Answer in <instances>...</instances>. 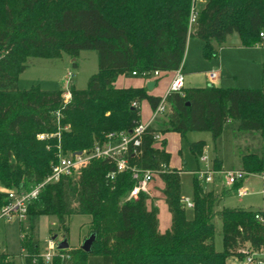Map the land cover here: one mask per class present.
<instances>
[{"label":"trees","instance_id":"1","mask_svg":"<svg viewBox=\"0 0 264 264\" xmlns=\"http://www.w3.org/2000/svg\"><path fill=\"white\" fill-rule=\"evenodd\" d=\"M196 15L195 29L190 26ZM264 0H0V205L10 189H31L51 172L58 144L63 152L90 149L110 132H131L141 121V102L155 110L161 97L147 88H118L120 75L154 71H177L185 59L189 38L199 41L207 60L218 57L228 38L238 36L244 47L262 42ZM93 50L98 72L84 90L71 87L73 98L63 106V88L45 90L35 84L21 89L19 76L29 58H77ZM76 64V63H75ZM262 71L264 72V66ZM264 80V76H263ZM166 97L170 110L157 117L144 135L141 155L131 163L158 171L163 195L172 215L165 233L159 229V209L141 192L126 197L135 186L130 172H120L114 181L106 176L116 168L107 160H92L77 175L48 184L30 206L28 218L34 229L42 216H54L69 239L68 220L75 214L91 216L90 231L96 240L90 253L82 247L60 249L45 263L38 256L39 243H21L30 255L25 264H228L242 257L239 250L251 244L264 245V224L259 210L215 208L221 195L206 191L195 177L193 216L183 202L181 171H163L170 153L155 147L156 133L203 131L216 141L227 121L238 120L239 131L260 134L264 141V84L262 88H183ZM136 101L139 106H133ZM61 112L60 139L38 140L40 133L59 131L56 113ZM65 127H68L65 130ZM204 141L190 144L195 156L204 152ZM248 173L264 172V149L240 157ZM220 169V165L213 162ZM264 180V179H263ZM236 183L234 188H239ZM264 195V184H263ZM219 213L223 228V251L216 250L214 217ZM0 264H15L1 253Z\"/></svg>","mask_w":264,"mask_h":264},{"label":"rangeland","instance_id":"2","mask_svg":"<svg viewBox=\"0 0 264 264\" xmlns=\"http://www.w3.org/2000/svg\"><path fill=\"white\" fill-rule=\"evenodd\" d=\"M195 23L192 29H195ZM188 45L183 62V73L185 74V86L187 88L203 87L196 85H204V71L212 70L219 63L216 59L207 60L202 55V48L195 38L188 39ZM239 42L236 34L228 38L229 57L226 60L224 74L227 81L223 82L225 87L238 88H262L264 84L262 71L264 66V46H255V48H236ZM220 56L222 50H220ZM222 58V56H221ZM76 60L77 64H75ZM222 63V62H221ZM223 64V63H222ZM99 60L97 53L93 50L81 51L77 58L63 54L61 58L45 59V58H29L27 60V68L19 76V86L21 89L28 88L35 84H40L45 90L61 89L65 87L66 75L71 72L72 80L70 87L74 86L79 90H84L88 86V82L92 75L98 72ZM131 77V75H125ZM145 103V102H144ZM143 114L145 109L143 108ZM238 120L227 121L224 125L222 136L216 141L213 140L212 134L203 131L188 132L179 140V149L177 157L184 166L185 172L181 175L182 196L183 198L193 199L194 178L190 173L197 170V160L190 151L189 147L192 142L203 139L207 142L209 148V166L215 154H219L224 161L225 171L233 170L236 165V159L240 158L247 151H256L259 148L264 149V141L260 134L245 133L239 131ZM199 161V159H198ZM199 166L205 168L204 163L199 161ZM241 169V168H240ZM243 170V169H242ZM263 175L264 172L251 173L244 178L243 188L249 193L244 197L238 196L237 188L224 190L222 177L215 175L214 183L216 190H222L221 200L216 206V212L223 208H251L259 210L264 205L263 195ZM213 184V183H212ZM205 189V186H202ZM189 217L193 216L192 209L187 208ZM162 223H165V214L162 213ZM91 216L75 214L68 220L69 228V249L80 248L83 241L89 238ZM27 221L25 226L26 233L31 234L34 241L41 244V252L46 249V241L56 236V242L64 239L66 233L60 229L59 222L54 216H42L36 223L34 229ZM214 225L216 228L214 243L216 250L223 251V228L222 220L219 213L214 217ZM29 226V227H28ZM19 223L12 221L11 223L0 220V253H5L10 260L14 259L15 264H23L25 257L21 249V234ZM30 237V236H29Z\"/></svg>","mask_w":264,"mask_h":264},{"label":"built area","instance_id":"3","mask_svg":"<svg viewBox=\"0 0 264 264\" xmlns=\"http://www.w3.org/2000/svg\"><path fill=\"white\" fill-rule=\"evenodd\" d=\"M196 22V15L192 16L190 21V26ZM260 37L262 39L261 43L257 45H264V32H261ZM174 76L169 85L168 93L163 96L161 102L158 104V107L154 110L151 122L145 124L141 122L133 128L131 132L127 131H118L110 132L105 135V140L102 142H96L94 146L90 149L77 151V152H63L58 144V152L56 153L57 159L51 166V172L41 181V183L36 184L31 189H10L7 191L6 202L3 205H0V220L11 223L12 221H17L20 227L21 242H27L28 239H32L31 234L26 233L25 224L27 221H30L28 218V211L31 205H33L41 196L43 189L48 184L57 183L64 177L77 176L83 168L92 160H107L110 163L114 164L116 168L114 171H111L107 174L106 178L109 181H114L117 175L120 172H130L132 173V178L135 180V186L129 192L126 199L135 200L138 198L141 192L148 194V186L150 182L158 176V171L150 168L144 169L136 164H132L130 156L141 155L140 147L143 143V138L149 125L157 117L163 116L164 113L170 110V105L167 104L166 97L170 93H179L183 92L185 74L183 73V67L181 66L177 71H174ZM132 75L145 79L146 81H155L159 79L163 74L159 71H154L153 73L142 72L138 73L137 71H132ZM66 84L63 88V106L70 104L73 98V92H71V87L69 85L72 80V73L69 72L66 75ZM208 80L211 84H216L221 80V73L218 70H211L208 74ZM133 106H139L136 101L132 103ZM57 123L59 131L54 134L49 133H40L37 135L38 140H48L49 138L60 139V130L61 123L60 119L62 118L61 112L56 113ZM68 127H65L67 130ZM155 136V145L161 147V142L164 140V137L161 133L154 134ZM199 161L204 163L205 168H199L194 172L195 177L198 179L201 184H209L214 182L215 175H220L224 184L228 186H233L236 183L244 182V178L251 173H248L245 170L233 169V170H218L213 164L209 166V156L206 152H203L199 156ZM161 167L163 171L170 169L167 164H162ZM264 179V175H263ZM248 194L246 189H238V195L244 196ZM183 202L186 208L193 209L194 202L188 198H184ZM256 219L264 224V216L260 213L256 215ZM31 226V225H30ZM29 227V226H28ZM30 236V237H29ZM34 240V239H33ZM24 257L30 255L29 251L21 246ZM239 253L242 257L233 256L229 259V264H264V245L261 248H254L251 244L246 243L240 250ZM38 256L45 263H51L53 258L60 256L61 258L65 257V254L60 251L58 248V243L53 238H49L46 241V249L38 254Z\"/></svg>","mask_w":264,"mask_h":264},{"label":"crops","instance_id":"4","mask_svg":"<svg viewBox=\"0 0 264 264\" xmlns=\"http://www.w3.org/2000/svg\"><path fill=\"white\" fill-rule=\"evenodd\" d=\"M255 46H259V45H255ZM260 46H264V45H260ZM226 47H230V46H228V44L226 43L224 45V47L220 48V50H222V55H221L222 58L220 56V51H219L218 52V57L215 58L217 61H219V63H216V65L212 68V70H218L221 73V80L218 81L216 83V85H219V86L224 87V88H225V86H229V85L223 86V84H222L223 82L227 81L225 79V77H226V75L224 74L225 72H223V71H225V67H226V64H227L225 59H227L229 57V52H227ZM236 48L240 49V48H249V47L242 46L241 41L239 40V42L236 45ZM251 48H255V47H251ZM73 61H75V63L77 64L76 60H73ZM184 68H185V66H183V69ZM209 71H211V70H209ZM209 71H204V73H205V76H204L205 83H204V85H196V86L205 87L208 84H210L209 80H208ZM162 74L163 75L159 79L155 80V83H154V86H153L152 90L147 89L149 94L154 95L156 97H161V98H163V96H165L168 93L169 85H170L171 80H172V78L174 76L173 72H163ZM147 83H148V81H146L145 79L140 78V77H136V76H133V75H131V77H128V76H125V75H120L117 78V80H116L115 86L118 87V88H132V87L147 88ZM184 87L187 88L185 86V81H184ZM140 105H141V121L143 123H145V124H149L151 122L154 110L152 109L151 105H149V102H147L146 100L142 101ZM143 108L145 109V114H143ZM162 136L164 137V140H166V144L164 146V150L169 152L170 155H171L169 163H168V167L170 169H177V170L181 171V175H182L185 172L184 166L181 164V162L179 161V159L177 157V153L179 152L178 151V149H179V140L181 141L182 135H179L176 132H167V133L162 134ZM197 141H204V140L203 139H198V140H196L195 142H192V143H196ZM204 142H205L206 145H205L203 150H204V152L207 153L209 151L210 147L208 146L206 141H204ZM155 147H160V146L159 145H155ZM189 149H190V147H189ZM192 154L195 156V154L193 152H192ZM195 158L197 160V169H199V168H201L199 166V161H198L199 156L196 155ZM215 160H216V163L218 165H220V169L221 170H225L224 161L221 158V156L219 154H217V153L215 154V157H213V159H212V164H213V162ZM236 165L238 167H234L233 169H240L241 168L240 170H242V165L240 163V158L236 159ZM195 171H197V170H193V171L190 172L193 175V178H195V175H194ZM222 184H223V188L222 189H224L225 191L228 190V189H233L234 188V185L233 186H228V187H230V188H228L224 184V181L222 182ZM203 185L205 186V190L206 191H214L216 194H219V195H220V193L222 191V190H219V191L216 190V184L214 182H213V184L209 183V184H203ZM243 186H244V182H242L240 187L237 188V192H238V189H243L244 190L245 188H243ZM164 187H165V185L162 182L161 178L159 176H156L150 182V185L148 186V194H147L149 196V199H150L148 201V206L150 207L151 204L154 203L159 209V229H160V231L162 233H165L167 231V229L170 228L171 223H172V215L168 211V206H167V203H166L164 195H163ZM5 191H6V189L4 187L0 186V192H5ZM248 193H249V191H248ZM241 197H244V196H241ZM245 208L246 207H244V209ZM246 209H251V208H246ZM163 212H164L165 218H166L165 223H162V219H161ZM19 226L21 227L20 224H19ZM38 243H39V249L42 250L41 247H40L41 246L40 242H38ZM23 260H24L23 264H25V259H23ZM228 264H229V261H228Z\"/></svg>","mask_w":264,"mask_h":264},{"label":"water","instance_id":"5","mask_svg":"<svg viewBox=\"0 0 264 264\" xmlns=\"http://www.w3.org/2000/svg\"><path fill=\"white\" fill-rule=\"evenodd\" d=\"M154 83H155V81H148L147 89L152 90ZM77 153H80V152H77ZM53 239L56 240V236H54ZM95 240H96V234L90 233L89 238H87L83 241V243L81 245L82 249L85 252L90 253V251L92 250V245H93ZM57 243H58V248L69 249V242H68L67 237H65L64 239L60 240Z\"/></svg>","mask_w":264,"mask_h":264}]
</instances>
